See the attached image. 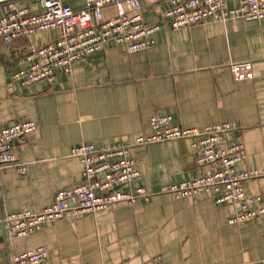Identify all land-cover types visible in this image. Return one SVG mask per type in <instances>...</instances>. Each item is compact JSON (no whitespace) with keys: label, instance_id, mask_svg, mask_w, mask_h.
Instances as JSON below:
<instances>
[{"label":"crops","instance_id":"1","mask_svg":"<svg viewBox=\"0 0 264 264\" xmlns=\"http://www.w3.org/2000/svg\"><path fill=\"white\" fill-rule=\"evenodd\" d=\"M79 11L86 0H62ZM229 8L238 0H225ZM146 21L158 23L163 6L142 0ZM21 8L43 12L41 0H18ZM2 9L0 7V17ZM58 31L40 32L0 45V129L26 120L36 131L15 152L28 173L0 167V214L42 211L56 192L82 179L74 147L93 144L102 151L130 147L140 177L152 197L134 206L119 204L95 215L46 223L26 237L0 229V264L44 248L42 264H264V218L231 223L240 211L217 205L209 193L174 198L168 187L199 178L197 150L189 140L135 146L151 134L150 120L171 115L185 128L236 123L246 159L237 169H264V19L207 21L172 30L166 23L156 45L134 54L106 46L76 62L53 85L23 86L13 75L26 66L18 58L29 46L46 45ZM250 62L254 78L237 81L234 63ZM248 196L264 193V177L245 184Z\"/></svg>","mask_w":264,"mask_h":264},{"label":"built area","instance_id":"2","mask_svg":"<svg viewBox=\"0 0 264 264\" xmlns=\"http://www.w3.org/2000/svg\"><path fill=\"white\" fill-rule=\"evenodd\" d=\"M163 6L161 22L148 23L144 18L142 0H86L79 11L65 6L62 0H41L43 12L32 13L21 8L18 0H0V45L40 32L58 31V38L46 45L29 46L18 62L25 68L13 75V81L23 86L46 82L53 85L59 74H70L76 62L114 45L129 54L148 50L156 45V34L168 23L170 29H189L207 21L227 22L240 18L247 21L264 19V0H238L227 7L225 0H149ZM231 70L237 81L254 78L250 62L234 63ZM151 134L136 139L135 146H147L176 140H189L197 150L196 163L207 170L195 180H186L168 187L174 198H193L209 193L217 205H234L231 223L264 218V193L248 196L245 184L264 177L263 170L237 169L246 159L241 137L231 138L240 129L236 123H217L204 129L185 128L174 122L171 115H159L150 120ZM35 121L26 120L0 129V167L14 169L20 175L28 173L21 163L16 147L26 143L36 131ZM70 156L82 164L79 184L56 192L52 203L42 211L21 210L0 214V228L14 237H26L39 231L46 223L69 216L95 215L119 204L134 206L139 200L148 201L151 191L137 183L140 172L130 147L102 151L93 144L74 147ZM49 251L39 248L13 257V264H42ZM147 264H162L152 261Z\"/></svg>","mask_w":264,"mask_h":264},{"label":"trees","instance_id":"3","mask_svg":"<svg viewBox=\"0 0 264 264\" xmlns=\"http://www.w3.org/2000/svg\"><path fill=\"white\" fill-rule=\"evenodd\" d=\"M147 22H148V21H147ZM159 22H161V20H159ZM148 23H150V22H148ZM152 23H154V22H152ZM164 25H165V24H163V27H164Z\"/></svg>","mask_w":264,"mask_h":264},{"label":"water","instance_id":"4","mask_svg":"<svg viewBox=\"0 0 264 264\" xmlns=\"http://www.w3.org/2000/svg\"><path fill=\"white\" fill-rule=\"evenodd\" d=\"M1 229V228H0ZM2 230V229H1ZM3 231V230H2ZM4 232V231H3ZM5 233V232H4ZM6 234V233H5Z\"/></svg>","mask_w":264,"mask_h":264}]
</instances>
